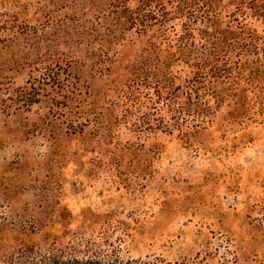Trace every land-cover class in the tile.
<instances>
[{
  "label": "rangeland",
  "instance_id": "374dc122",
  "mask_svg": "<svg viewBox=\"0 0 264 264\" xmlns=\"http://www.w3.org/2000/svg\"><path fill=\"white\" fill-rule=\"evenodd\" d=\"M119 1L0 0V264H264L263 54L203 97V120L157 96L156 69L135 77L188 18L159 38L157 6L141 30L126 27L137 1ZM252 3L222 21L264 47ZM169 72L180 85L190 70Z\"/></svg>",
  "mask_w": 264,
  "mask_h": 264
},
{
  "label": "trees",
  "instance_id": "16d2710c",
  "mask_svg": "<svg viewBox=\"0 0 264 264\" xmlns=\"http://www.w3.org/2000/svg\"><path fill=\"white\" fill-rule=\"evenodd\" d=\"M137 8L130 10L125 8V18L129 19L126 27L141 26V30L150 28L147 24L148 19L153 20L152 16L147 18V21L137 20L139 13L147 11L151 6H157L160 9L159 17L162 20H157L159 38L164 37L168 31V22L188 18L181 24V36L175 46L169 45L165 61L159 59L151 60L143 67L135 77L141 75V69L145 73L148 70L156 69L159 78L155 80L154 87L157 96L165 99H178L180 96H185L188 110L191 114H197L203 120H207L212 114L213 107L209 100L203 99L206 94L215 90L221 84H229L232 87L235 85L234 72L245 68L243 60L255 56L258 63L260 54L264 56V47H261L263 38L254 30H251L246 25L242 24L238 19L224 24L222 21V13L226 9V3L232 5H247L249 1L254 4H260L264 9V0H135ZM130 0L119 1L120 6H128ZM176 4V12L173 18L170 17L167 11L166 4ZM243 7V6H242ZM254 8L253 10H256ZM241 11V10H239ZM243 11V9H242ZM244 12H241L243 14ZM148 17V16H146ZM131 20V21H130ZM137 21V23H135ZM174 31L175 28L171 27ZM129 29V28H128ZM155 45V46H154ZM150 45V52L159 48L156 44ZM156 49V50H155ZM148 51V52H149ZM250 60V59H249ZM254 64L255 61H249ZM151 62H153L151 64ZM175 63L185 64L190 73L186 75L180 85H176V76H172L169 68ZM256 66V64H255ZM251 67V65H250ZM254 69V68H253ZM257 69V66L255 67ZM138 71V70H137ZM239 74V73H238ZM138 82L133 81L135 88ZM131 87V88H132ZM217 106L222 103L221 96L217 98ZM216 106V107H217ZM51 264H105L98 261H80L68 260L57 261ZM110 264V263H109ZM114 264H151L145 261H132L126 263Z\"/></svg>",
  "mask_w": 264,
  "mask_h": 264
}]
</instances>
